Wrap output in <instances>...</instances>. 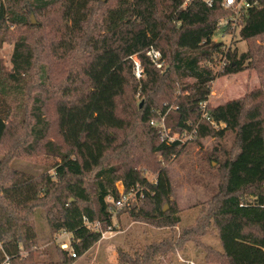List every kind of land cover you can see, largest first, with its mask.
I'll return each instance as SVG.
<instances>
[{
  "label": "trees",
  "instance_id": "1",
  "mask_svg": "<svg viewBox=\"0 0 264 264\" xmlns=\"http://www.w3.org/2000/svg\"><path fill=\"white\" fill-rule=\"evenodd\" d=\"M186 1L154 0L152 15L163 26L137 53L143 69L138 78L131 54L101 48L106 32L125 21L138 23L134 0H0V44L10 26L28 32L14 43L11 69L0 58V145L7 148L0 159V264L35 263L39 210L52 238L72 234L70 247L43 251L57 264L84 255L121 212L173 228V234L133 255L121 252L120 264H152L158 253L174 254L189 241L204 246L201 237L211 231L221 249L205 244L209 262L264 264V172L231 187L247 126L258 125L264 150V0L239 29L245 52L238 39L227 49L213 39L221 32L218 21L230 14L221 2ZM32 14L39 23H32ZM150 47L160 51L161 67L147 54ZM246 70L258 73L260 87L212 105L214 81ZM161 122L179 137L163 140ZM221 132L233 133L231 150L238 152L217 154L215 193L194 223L181 225L168 164L189 144ZM20 154L55 157L53 173L47 168L22 176L12 165ZM202 170L210 173V166ZM117 182L124 192L135 191L139 202L117 210ZM84 217L98 226H88Z\"/></svg>",
  "mask_w": 264,
  "mask_h": 264
},
{
  "label": "rangeland",
  "instance_id": "2",
  "mask_svg": "<svg viewBox=\"0 0 264 264\" xmlns=\"http://www.w3.org/2000/svg\"><path fill=\"white\" fill-rule=\"evenodd\" d=\"M134 3L136 16L139 19L138 23L133 25L130 24V21H125L116 29L106 32L101 44L103 50L117 48L124 54H131L134 59L139 50L149 45L158 36L163 23L152 15L154 0H134ZM25 6L31 10L27 4ZM31 19L34 24L40 21V18H37L35 14L31 15ZM27 34V30L22 25L10 26V30L6 31V39L0 44V58L6 68L11 69L12 67L11 57L15 41L24 39ZM213 39L229 43L228 37L223 38L219 34L215 35ZM237 39L236 46L239 52H245L248 48L247 41L240 40L239 34H237ZM257 42H260V39ZM260 85V77L255 70L218 77L213 83L210 102L212 105L222 104L228 100L242 97L259 88ZM142 102L143 100L140 101V103ZM259 133L260 128L257 124L245 128L243 154L233 166L231 187H237L263 176L264 150ZM187 139L189 136L183 138L184 141ZM232 144L233 133L226 135L221 132L218 135L204 137L189 144L188 150L181 157L168 164L176 186L177 202L182 210L183 222L181 225L194 223L203 203L215 193L217 185L220 183V175L214 168L221 164L216 158L217 154L223 153L227 157L235 156L238 151L231 150ZM6 149L5 145H0V159L4 157ZM55 161V157L47 154H20L13 158L12 165L23 176L33 172H43L47 168L48 172L53 173L54 170L50 167ZM206 165L210 166V173L202 170V166L206 167ZM147 175L151 181L155 180L153 173ZM117 185L119 190L123 189L121 182H117ZM82 204L89 205L85 200L81 201ZM36 218L39 246L34 264H57L55 258L51 259L43 254V251L48 249L54 253L56 244L64 248L70 247L71 238H68L65 231L54 236L55 239L52 238L42 210L38 211ZM180 226H175L174 230L179 232ZM172 234L173 228H158L146 221L133 220L128 213L121 212L115 214L113 224L103 230L100 241L84 255L76 257L72 264H120L121 252L133 255L135 251H140L150 243ZM201 240L204 246H198L195 242L189 241L183 249L176 250L174 254L158 253L153 258L152 264H213L208 260L205 244L221 249L215 231L202 236ZM24 255H27L26 252Z\"/></svg>",
  "mask_w": 264,
  "mask_h": 264
},
{
  "label": "built area",
  "instance_id": "3",
  "mask_svg": "<svg viewBox=\"0 0 264 264\" xmlns=\"http://www.w3.org/2000/svg\"><path fill=\"white\" fill-rule=\"evenodd\" d=\"M189 0L186 1V3ZM205 3L209 6H213L216 1L221 2L222 6L226 9H229L230 14L226 17L221 18L217 23V29L221 31L219 35L223 38L228 37L229 43H223V49H227L233 45V42L237 39V34L239 29L242 27L243 22L248 14V12L261 4L263 0H204ZM147 54L157 63L159 67L162 66V63L159 62L161 57L160 51L156 50L153 47H150L147 50ZM136 64V75L141 77L143 69L140 66V61L137 57L134 58ZM202 106H205V103H202ZM153 123V122H152ZM161 137L163 140L168 142L173 141L179 137L177 133L171 134V129L166 127L163 122H161ZM190 137V136H189ZM183 140V139H182ZM184 141V140H183ZM122 196L116 201V209L120 210L124 207H131L133 203L139 202L140 198L137 196L135 191L124 192V189L120 190ZM85 223L91 227H97L98 223L96 221H90L87 217H84ZM75 255V254H73ZM5 264H9L6 260Z\"/></svg>",
  "mask_w": 264,
  "mask_h": 264
},
{
  "label": "crops",
  "instance_id": "4",
  "mask_svg": "<svg viewBox=\"0 0 264 264\" xmlns=\"http://www.w3.org/2000/svg\"><path fill=\"white\" fill-rule=\"evenodd\" d=\"M69 237L68 238H71L72 237V234L69 233V232H65Z\"/></svg>",
  "mask_w": 264,
  "mask_h": 264
},
{
  "label": "water",
  "instance_id": "5",
  "mask_svg": "<svg viewBox=\"0 0 264 264\" xmlns=\"http://www.w3.org/2000/svg\"><path fill=\"white\" fill-rule=\"evenodd\" d=\"M103 1H106V0H103ZM34 23V22H33ZM142 105V103H140V106Z\"/></svg>",
  "mask_w": 264,
  "mask_h": 264
}]
</instances>
